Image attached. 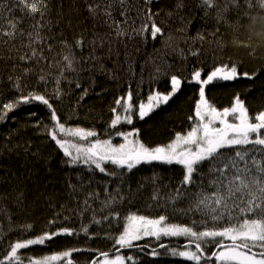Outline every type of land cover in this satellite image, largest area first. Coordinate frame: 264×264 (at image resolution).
<instances>
[{"label": "trees", "instance_id": "obj_1", "mask_svg": "<svg viewBox=\"0 0 264 264\" xmlns=\"http://www.w3.org/2000/svg\"><path fill=\"white\" fill-rule=\"evenodd\" d=\"M45 2L41 17L30 15L16 0H0L4 6L0 9V111L22 96L43 95L67 128L97 133L88 140L62 139L85 146L97 139L116 144L122 141L118 132L136 131L146 146H165L196 122L190 119L199 100V85L189 82L193 70H201L204 78L215 67L233 64L240 75L207 85L206 99L222 110L238 96L250 117L264 111V0H213L212 6L204 0H127L126 16L119 8L112 14L128 28V35L122 37L116 36L114 27L108 26L112 21L102 14L104 0ZM97 4L101 9L93 16L88 5ZM149 14L162 29L155 39L150 34ZM10 22L17 25L12 37L4 35L13 31ZM143 24L148 31L132 32ZM37 32L38 40L34 39ZM78 40L83 41L79 46ZM65 56L72 60V69ZM245 72L253 78L244 77ZM172 75L181 78L180 90L140 119L138 106L147 103L151 94H167ZM129 92L135 106L131 124L123 121L125 113L116 104ZM113 108L122 116L116 127L111 126L117 114ZM51 112L42 102L31 100L20 103L0 121V260L8 264L4 256L10 244L67 228L72 235H56L44 244L20 250L24 264L28 257L72 249L80 251L52 264L68 260L91 264L105 252L110 257L123 255L126 264H195L173 255V250H185V237H152L130 248H120L114 240L132 214L152 219L164 215L166 223L200 231L223 225V221L213 222L189 211L195 193L214 191L209 183L215 179L208 172L210 165L199 166L186 192L181 186L183 166L174 163L141 162L130 171L107 163L106 172L101 173L82 160L71 162L50 138L47 133L55 123ZM111 172L116 175L107 174ZM177 189L185 194L178 196ZM122 249L129 250L117 253ZM215 249L214 245L206 248L201 264H219L207 258Z\"/></svg>", "mask_w": 264, "mask_h": 264}, {"label": "snow or ice", "instance_id": "obj_2", "mask_svg": "<svg viewBox=\"0 0 264 264\" xmlns=\"http://www.w3.org/2000/svg\"><path fill=\"white\" fill-rule=\"evenodd\" d=\"M16 2L22 5L23 9H27L30 15L39 13L43 17L44 9L47 8L45 0H16ZM146 2H151V0H146ZM212 3L213 0H204L206 6H212ZM126 4L127 0H104L103 2L102 14L112 21L108 26L114 27L117 37L128 35V28L122 27L112 14L119 8L122 10L120 14L126 16L128 11ZM3 7L0 5V9ZM100 9V4L88 5V11L93 16H96ZM0 17H2V13H0ZM147 19L151 21L150 34L155 39L158 34H162V29L152 20L151 14L148 15ZM124 24H128L127 17ZM9 27L13 31L5 32L4 35L12 37L17 25L15 22H10ZM148 30L147 24L141 25L139 29L132 28V32L137 35ZM29 36L32 34L29 33ZM39 38L40 34L37 32L34 39L38 40ZM82 43V40L76 41L77 46ZM35 55L36 52L33 50V56ZM64 60L68 62L67 67L72 69L70 57L65 56ZM156 71L159 73L160 69L157 68ZM239 75L237 66L234 64L215 67L204 78H202L201 70H193L189 82H195L199 85V100L195 106L194 117H190V119H194L196 122L186 134L177 133L175 139L165 146L154 148L146 146L138 139L131 138L137 135L136 131L118 132L117 135L123 137L124 140L118 145L113 144L111 140L100 139L90 142L86 146L71 143L60 137L72 136L81 140H88L89 137L97 136V133L80 127L67 128L60 122L49 99L43 95L22 96L15 102L3 105V111H0V121H4L7 113L20 103L38 100L52 110L51 119L55 123L47 134L63 150L65 156L71 157V162L75 163L83 158L85 164L94 165L101 173L106 172L104 165L107 163L120 168L126 167L129 171L141 162L176 163L183 166L184 169L181 186L185 192L187 186L194 184L193 174L197 172L200 165L207 162L210 165L208 172L215 175V179L209 182L214 191L206 193L201 190L195 193V199L189 211H196L202 216L210 217L213 222L223 221V225L206 227L200 231L195 227L166 223L167 217L164 215L152 219L132 214L126 218L127 224L119 236L115 238V245H119L120 248H130L134 241L146 236L157 239L161 235L185 237L188 239L185 250H173V255L194 261L195 264H201V260L205 259L206 248L212 245L220 251H212L211 256L207 258H214L219 261V264H264V111L250 117L244 102L238 96L234 98L230 107L218 110L205 97L207 85L216 80L230 81ZM243 76L249 79L253 78L247 72L243 73ZM181 85V78L172 75L170 77V91L167 94L160 92L151 94L148 98V104L141 103L138 106L139 118L143 119L154 107L166 104L180 90ZM56 98H59L58 93ZM116 104L125 113L123 121L131 124L135 107L132 103L131 92L126 98L117 99ZM112 112L117 113V109L113 108ZM121 120V114L117 113L111 121V126L116 127L121 123ZM72 149L75 150V155H73ZM222 150H231V153ZM107 174L116 175L115 172ZM176 192L178 196L185 194L181 189H177ZM97 223L99 222L97 221ZM196 223L193 221L194 225ZM204 223L207 222L204 221ZM84 231L87 233V229ZM60 234L72 235L73 233L70 229L64 228L61 232L44 233L35 239L10 244V250L5 252L4 259L8 264H24L18 250L26 249L31 245L44 244L46 240H51ZM224 240L231 243L225 244ZM74 251H80V249H72L38 259L28 257L27 260L28 264H52L54 261L70 257ZM99 255L103 256L104 259L93 260L92 264H125V257L123 256L117 255L110 258L106 252ZM127 259L132 258L127 257ZM0 264H4V261L0 260ZM67 264H72V261L68 260Z\"/></svg>", "mask_w": 264, "mask_h": 264}, {"label": "rangeland", "instance_id": "obj_3", "mask_svg": "<svg viewBox=\"0 0 264 264\" xmlns=\"http://www.w3.org/2000/svg\"><path fill=\"white\" fill-rule=\"evenodd\" d=\"M220 81H223V80H220ZM149 103V101L147 102V103H145V104H148ZM161 105V104H160ZM156 109V107H154L153 108V110H155ZM152 110V111H153ZM151 111V112H152ZM150 112V113H151ZM146 117V116H145ZM231 119V118H230ZM72 137V136H71ZM75 138V137H74ZM121 138V143H123L124 142V140H123V137H120ZM131 138H134V139H138L139 140V137H137V136H135V137H131ZM140 141V140H139ZM71 142V141H70ZM172 142V141H171ZM71 143H73V142H71ZM118 144H120V143H116L115 145H118ZM169 144V143H168ZM62 152H63V150L62 149H60ZM72 152H73V155H75V150L74 149H72L71 150ZM64 153V152H63ZM71 158V157H70ZM80 160H82L83 161V163H84V160H83V158H81ZM168 164V163H167ZM174 164H176V163H174ZM179 165V164H178ZM94 166V165H93ZM180 166V165H179ZM95 167V166H94ZM161 237H163V235H161ZM164 237H169V238H173V237H171V236H164ZM147 238H152V236H146V237H143L142 239H147ZM176 238V237H175ZM179 238H183V237H179ZM142 239H140V240H137V241H134V242H138V241H141ZM224 241H228V240H224ZM133 242V243H134ZM229 243H231L230 241H228ZM41 245V244H40ZM31 246H39V245H31ZM31 246H29V247H31ZM28 247V248H29ZM27 249V248H26ZM21 250H23V249H21ZM20 250H18V252H19ZM117 256V255H116ZM121 256V255H120ZM123 256V255H122ZM115 256H112V257H110V258H114ZM124 257V256H123ZM182 258H184V257H182ZM38 259V258H37ZM104 258H102V260H103ZM54 262H58V261H54ZM54 262H52V263H54ZM126 258H125V264H126ZM218 263H219V261H217Z\"/></svg>", "mask_w": 264, "mask_h": 264}, {"label": "water", "instance_id": "obj_4", "mask_svg": "<svg viewBox=\"0 0 264 264\" xmlns=\"http://www.w3.org/2000/svg\"><path fill=\"white\" fill-rule=\"evenodd\" d=\"M230 244V243H229ZM126 250H129V249H122V250H119V252H117V253H122L123 251H126ZM215 251H220V249H215ZM117 253H114V254H117ZM102 258H104L103 256H98V257H96V258H94L93 260H96V259H99V260H102ZM214 258H211V259H209V260H213ZM92 260V261H93ZM91 264H92V262H91Z\"/></svg>", "mask_w": 264, "mask_h": 264}]
</instances>
